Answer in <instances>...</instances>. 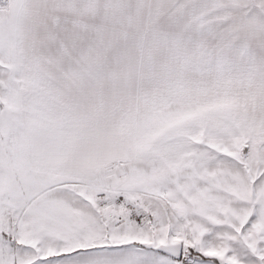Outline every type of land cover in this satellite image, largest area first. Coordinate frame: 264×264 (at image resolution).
Instances as JSON below:
<instances>
[{
  "label": "snow or ice",
  "instance_id": "obj_1",
  "mask_svg": "<svg viewBox=\"0 0 264 264\" xmlns=\"http://www.w3.org/2000/svg\"><path fill=\"white\" fill-rule=\"evenodd\" d=\"M0 264H264V0H0Z\"/></svg>",
  "mask_w": 264,
  "mask_h": 264
}]
</instances>
